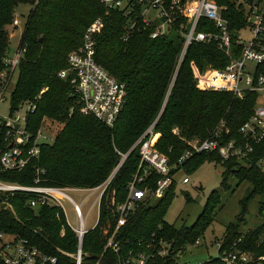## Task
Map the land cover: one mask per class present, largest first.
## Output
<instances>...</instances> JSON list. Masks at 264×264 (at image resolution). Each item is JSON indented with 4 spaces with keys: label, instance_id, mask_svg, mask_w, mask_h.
I'll return each mask as SVG.
<instances>
[{
    "label": "trees",
    "instance_id": "1",
    "mask_svg": "<svg viewBox=\"0 0 264 264\" xmlns=\"http://www.w3.org/2000/svg\"><path fill=\"white\" fill-rule=\"evenodd\" d=\"M215 1L224 7L223 15L229 22L238 55L240 48L234 45L235 34L247 25L245 10L238 0ZM20 3H31L33 8L21 40V46L26 45L27 49L19 64L11 104L18 107L42 93L35 113L29 116V129L36 131L46 121L61 124V128L51 142L42 145L39 160L22 172L0 170V178L31 184L32 168L39 165L46 171L43 182L46 185L94 188L104 183L121 163L123 155H127L103 195L98 225L84 238L83 262L96 263L90 256L103 253L107 238L115 228L116 206L125 201L128 184L140 163V150L134 145L149 126L158 118L155 132L160 133V138L156 147L174 164L186 150L194 149V142L210 137L223 121L229 128L226 135L240 139V128L252 116L258 94L247 91L238 97L229 91L199 86L195 68L199 72L208 67L224 69L230 61L217 43L194 41L183 54L185 36L181 25L186 22L185 17H178L165 33L155 38L151 34L157 22L146 25L141 18L137 19L125 40L130 18L121 10L107 9L101 0H0V72L5 69L6 56L10 55L9 28L15 26V10ZM96 19L103 23L94 36L96 61L127 88L124 110L113 127L93 115L82 114L80 97L71 78L59 77V72L68 66L69 53L84 51L85 32ZM197 30L218 31L214 23L205 19L199 21ZM263 155L264 142L246 159L247 165L236 159L223 160L215 153L196 154L181 167L173 168L172 174L181 169L191 170L197 158L224 162L226 175L233 174L251 184V190L241 201L239 220H243L250 198L264 196V172L258 166ZM157 179L153 174L149 181L151 188H155ZM175 186L176 180L155 204H142L119 236L125 237L122 242L126 248L139 250L146 249V242L160 238L171 242L170 255L159 258L157 264L175 262L188 245L203 237L221 205L219 194L213 192L196 223L177 228L164 220ZM28 199L27 194L12 198L18 219L12 211H3L0 213L2 227L57 255L58 264H76L72 255L78 252V239L65 225L62 212L52 206L32 208ZM259 212L261 215L264 212L263 202ZM239 238L242 239L240 247L264 256V225L242 233L238 224L230 223L219 252L229 250ZM141 240H145L143 244L139 243ZM105 255L116 264L115 254L107 251ZM204 264L224 263L212 258Z\"/></svg>",
    "mask_w": 264,
    "mask_h": 264
},
{
    "label": "built area",
    "instance_id": "2",
    "mask_svg": "<svg viewBox=\"0 0 264 264\" xmlns=\"http://www.w3.org/2000/svg\"><path fill=\"white\" fill-rule=\"evenodd\" d=\"M101 1L107 9L121 10L130 18L125 40L135 28L137 19L141 18L146 25L157 22L156 29L151 34V37L155 38L165 33L168 26L172 25L178 17H185L186 22L181 25V32L185 36L183 54L194 41L207 44L217 43L218 48L229 57L230 61L224 69L208 67L204 72L198 71L199 86L207 90L229 91L238 97H243L247 91L258 94L252 116L240 128L242 135L240 139L226 135L229 133V128L223 121L210 137L194 142L192 144L194 149L186 150L178 161L172 164L170 158L156 147L159 140V138L156 139L158 133L155 132L157 118L134 145V148L139 147L140 163L137 172L128 184L125 201L116 206V225L107 238L102 254L105 255L107 251L115 254L116 264H157L159 258H166L170 255L171 242L160 238L158 241L146 242V249L139 250L133 247L126 248L122 242L125 237H119L137 209L146 202L153 203V200L162 198L175 181L176 175L172 174L173 168L181 167L194 155L215 153L223 160L236 159L247 165L246 159L254 153L258 145L264 142V0H238V4L245 10L247 21L246 27L235 34L234 45L240 48L238 55L234 51L229 22L223 15L224 7L215 0ZM152 10L156 11V14L150 17ZM134 15H136L135 19H133ZM202 19L214 23L218 31L197 30L198 23ZM18 24L19 20L15 17L13 25ZM102 27V20L96 19L87 28L84 35V51L69 53L68 66L59 72V77L71 78L74 90L80 97L82 114L93 115L104 124L113 127L124 110L127 88L125 83L116 79L96 61L94 36ZM244 30L250 33V37L242 36L241 32ZM26 49L27 46L22 45L13 56L8 55L5 58V69L0 72V103L5 100L8 90L13 92L15 89V74ZM41 95L42 93L35 100L12 107L10 117L6 119L0 113V170L2 172L24 171L33 161L40 159L42 145L52 141L53 137L47 141L43 138L48 133L44 131L48 130L49 121L42 123L36 131H31L28 127L29 116L35 113ZM261 100L262 104H260ZM24 106L27 108L25 115L14 116ZM126 158L127 155H123L121 163L111 176L94 188L46 185L43 183L46 171L39 165L32 168L34 181L31 184H21L0 178V213L6 210L12 211L18 219L12 204V198L18 194H27L29 196L28 205L32 208L57 207L64 216L65 225L76 233L78 252L75 259L76 264H82L85 235L98 225L103 195ZM258 166L264 172V155L259 158ZM153 174L158 176L155 188L149 186ZM188 182L189 178L184 177L183 183ZM68 190L86 192L83 202L95 191H99V194L89 206L87 214L84 215L81 206L68 195ZM63 199L74 204L77 226L68 222ZM95 208H97V219L94 226L88 229L86 221ZM144 241L141 240L139 243L143 244ZM241 242L242 239L239 238L229 250L219 252L217 258L224 264H264L263 255H254L245 250L240 247ZM217 243L220 250L222 242ZM200 244L199 238L194 245ZM0 256L2 264H58L59 262L57 255L46 252L25 237L6 231L1 223ZM178 259L179 257L170 264H181Z\"/></svg>",
    "mask_w": 264,
    "mask_h": 264
},
{
    "label": "rangeland",
    "instance_id": "3",
    "mask_svg": "<svg viewBox=\"0 0 264 264\" xmlns=\"http://www.w3.org/2000/svg\"><path fill=\"white\" fill-rule=\"evenodd\" d=\"M31 3H20L16 7L15 17L19 20L16 26H10V42L9 53L13 56L21 46V40L32 11ZM156 11L152 10L150 17L155 16ZM245 38L250 37L247 30L241 32ZM252 64V63H251ZM18 71L15 74L14 82L18 79ZM198 70L195 68V76L197 77ZM11 90H8L5 95V100L0 103L1 116L6 119L10 117L12 108ZM263 101L261 100L260 104ZM26 106L20 108L14 116L25 115ZM23 124V128H24ZM48 132L44 135V141L54 137L56 132L61 128V124L49 122L47 125ZM160 138V133H158ZM194 168L191 170L181 169L176 173V186L173 191V197L167 207L164 215V220L170 224H174L177 228L183 226H192L204 211L209 197L213 192H217L221 199V205L216 210L215 219L212 225L207 229L205 235L200 238V245H188L186 249L179 254V262L181 264H200L212 258L219 257V245L224 236L227 226L230 223L239 225V230L242 233H247L257 227L264 225V212L261 215L259 212L260 203H264V196L255 195L250 198L247 205V213L243 220L241 215V201L246 197L251 190V184L248 181H240L237 176L230 174L226 175V165L224 162L208 159H196L193 162ZM184 177L189 178L188 183H183ZM225 182V183H224ZM68 195L81 206L84 215L87 214L88 208L93 200L98 196L99 191H95L93 195L87 198L84 202L86 192L76 190H68ZM158 200H153L155 204ZM63 204L66 210L67 220L73 226H77V217L74 209V204L67 199H63ZM97 219V208L92 210L86 221V227L91 229Z\"/></svg>",
    "mask_w": 264,
    "mask_h": 264
},
{
    "label": "water",
    "instance_id": "4",
    "mask_svg": "<svg viewBox=\"0 0 264 264\" xmlns=\"http://www.w3.org/2000/svg\"><path fill=\"white\" fill-rule=\"evenodd\" d=\"M58 251L62 252L60 249H58ZM72 256L75 257V255ZM90 258L96 260L97 262L94 263L92 261H89V262H83L82 264H112L109 257L103 254L91 255Z\"/></svg>",
    "mask_w": 264,
    "mask_h": 264
},
{
    "label": "bare ground",
    "instance_id": "5",
    "mask_svg": "<svg viewBox=\"0 0 264 264\" xmlns=\"http://www.w3.org/2000/svg\"><path fill=\"white\" fill-rule=\"evenodd\" d=\"M157 136H158V135H156V139L158 138Z\"/></svg>",
    "mask_w": 264,
    "mask_h": 264
}]
</instances>
